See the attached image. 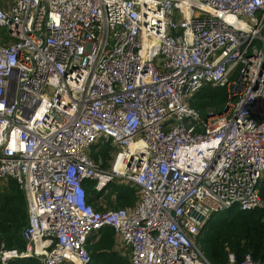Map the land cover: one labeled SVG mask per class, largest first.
<instances>
[{
  "label": "built area",
  "instance_id": "2783aa9c",
  "mask_svg": "<svg viewBox=\"0 0 264 264\" xmlns=\"http://www.w3.org/2000/svg\"><path fill=\"white\" fill-rule=\"evenodd\" d=\"M204 86L222 114L190 107ZM104 142L105 168L89 155ZM263 178L264 0H0V188L28 217L0 264H89L104 228L129 264H211L202 224L261 208ZM87 181L135 186L136 203L96 210Z\"/></svg>",
  "mask_w": 264,
  "mask_h": 264
},
{
  "label": "trees",
  "instance_id": "16d2710c",
  "mask_svg": "<svg viewBox=\"0 0 264 264\" xmlns=\"http://www.w3.org/2000/svg\"><path fill=\"white\" fill-rule=\"evenodd\" d=\"M226 95L222 88L204 86L189 100L192 109L201 117L222 114L226 108ZM103 145L110 146L109 143ZM94 146L100 148V144ZM93 147V146H92ZM114 149V148H113ZM115 152V149L114 151ZM103 152L90 154L103 168L112 158L103 157ZM101 156V157H100ZM95 182L87 181L84 188L87 203L95 204L101 197L110 209L133 207L137 200V188L132 185L110 183L106 194L94 190ZM0 193V254L5 251H25L26 243L21 232L28 222L26 199L13 181H7ZM258 194L263 206L248 212L237 207L215 213L195 237L196 244L211 264H226L228 255L240 261L251 254L258 264H264V178L258 184ZM101 210L100 208H95ZM99 240L87 246L89 264H129L126 258L114 251V233L110 228L102 229ZM6 264H41L38 258H13Z\"/></svg>",
  "mask_w": 264,
  "mask_h": 264
},
{
  "label": "rangeland",
  "instance_id": "374dc122",
  "mask_svg": "<svg viewBox=\"0 0 264 264\" xmlns=\"http://www.w3.org/2000/svg\"><path fill=\"white\" fill-rule=\"evenodd\" d=\"M99 147H100V148H98V147H96V146L91 147V148L89 149V155H90V154H98L99 152H100V153L103 152V153H104V154H103V157L110 156L109 158H112V154L114 153V152H113L114 149H113L111 146L103 145V143H101ZM90 157H91V156H90ZM100 157H101V156H100ZM111 161H112V159H111ZM110 163H111V162L109 161L108 164H110ZM6 183H7V182H6ZM6 183H5V184H6ZM5 184H4V185H5ZM1 191H3V188H0V193H1ZM92 206H93L94 208H100V209H102V207H105L106 209H110V208L108 207V205H107L105 199H101V200H99V201H96V203H95L94 205L92 204Z\"/></svg>",
  "mask_w": 264,
  "mask_h": 264
},
{
  "label": "crops",
  "instance_id": "0c3cea01",
  "mask_svg": "<svg viewBox=\"0 0 264 264\" xmlns=\"http://www.w3.org/2000/svg\"><path fill=\"white\" fill-rule=\"evenodd\" d=\"M101 199H103V198L101 197L99 200H101ZM99 200H98V201H99ZM104 229H105V228H104ZM101 231H102V230H101ZM101 231H100L99 238H100V236L102 235V232H101ZM98 240H99V239H98ZM96 241H97V240H96ZM96 241L89 242L88 245H90V244H92V243H94V242H96ZM88 245H87V246H88ZM118 254H119V253H118ZM119 256H121L122 258H126L127 261H128V263H129V258H128V255H127V254H124V255H123V254H119Z\"/></svg>",
  "mask_w": 264,
  "mask_h": 264
},
{
  "label": "water",
  "instance_id": "95a60500",
  "mask_svg": "<svg viewBox=\"0 0 264 264\" xmlns=\"http://www.w3.org/2000/svg\"><path fill=\"white\" fill-rule=\"evenodd\" d=\"M193 216L195 217V215L193 214ZM196 221L201 224L202 223V218L201 217H197ZM209 220L205 221L203 224H202V227L208 222ZM201 227V228H202Z\"/></svg>",
  "mask_w": 264,
  "mask_h": 264
}]
</instances>
